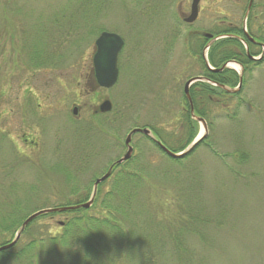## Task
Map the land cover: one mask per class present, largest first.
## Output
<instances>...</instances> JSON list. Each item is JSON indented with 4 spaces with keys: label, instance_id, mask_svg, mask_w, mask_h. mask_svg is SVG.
Listing matches in <instances>:
<instances>
[{
    "label": "rangeland",
    "instance_id": "1",
    "mask_svg": "<svg viewBox=\"0 0 264 264\" xmlns=\"http://www.w3.org/2000/svg\"><path fill=\"white\" fill-rule=\"evenodd\" d=\"M96 1L0 0V168L13 170L10 197L28 218L91 199L96 180L125 156L134 129L157 128L171 147L184 144L185 86L203 74V39L192 30L213 35L224 21L220 29L246 26L264 44V0H254L253 24L249 0H205L186 30L179 28L180 16L190 14L182 0L179 18L177 0ZM106 32L126 43L110 90L95 88L91 76L95 42ZM212 44L204 40V60ZM232 64L227 69L235 71ZM243 85L238 122L213 108L214 129L205 134L199 125L196 137L209 139L210 148L181 165L143 135L133 137L130 167L148 170L136 210L162 248L155 260L138 252L123 264H264V63ZM105 101L112 111L102 115ZM228 103L234 108L238 99ZM37 222L55 232L65 217Z\"/></svg>",
    "mask_w": 264,
    "mask_h": 264
},
{
    "label": "trees",
    "instance_id": "2",
    "mask_svg": "<svg viewBox=\"0 0 264 264\" xmlns=\"http://www.w3.org/2000/svg\"><path fill=\"white\" fill-rule=\"evenodd\" d=\"M250 19L253 20L252 16ZM240 33L247 37L244 29H241ZM249 34L254 40L249 38L246 40L247 49L236 39L224 40L211 46L209 64L213 67V71L207 68L202 54V77L219 86L236 89L240 83L239 75L229 69L219 72L227 63L236 62L243 68L244 84L247 74L264 63V57L260 61L251 59L259 55L253 50L252 43L259 42L262 51L264 44L261 43L262 38L255 36L251 31ZM204 46L203 49H205ZM262 54L261 52L260 55ZM243 90L244 85L239 92L230 94L207 83H196L190 89L194 116L191 115L188 103L180 117V127L187 134L184 144L179 148L171 147L157 128L152 129L155 139L171 152L180 154L197 137L200 124L195 118L203 120L208 131L214 129L218 116L213 117V108L221 111L219 117L223 120L238 122L240 112L246 104L240 98ZM230 99H238L234 108H231L228 103ZM144 138L158 148L152 140ZM200 147L210 148L209 139H204L197 149ZM191 157L189 155L181 160H171L176 165H181ZM233 158H239V156L235 153ZM131 163L132 159L118 167L99 187L94 204L89 210L45 215L53 222L55 217H65V222L58 223L59 228H56L55 232L51 228L52 225L49 228L46 225H37L39 218L31 223L13 249L0 253V264H123L130 256L138 252L145 254V257L152 256L154 260L159 258L162 248L161 239L155 238V235L147 230L148 222L142 221L141 214L136 210L137 193L146 187L148 170L144 167L131 168ZM82 171L83 169L78 168L76 172ZM65 173L67 178L76 184L73 173ZM12 174V169L4 166L0 168V247L15 239L28 218L21 203L10 197L16 188L7 180ZM109 183V191L104 193L103 187ZM72 188L74 192L78 191L77 185ZM89 200L88 197L78 200L75 204L65 201L57 207H46L42 210L86 204Z\"/></svg>",
    "mask_w": 264,
    "mask_h": 264
},
{
    "label": "water",
    "instance_id": "3",
    "mask_svg": "<svg viewBox=\"0 0 264 264\" xmlns=\"http://www.w3.org/2000/svg\"><path fill=\"white\" fill-rule=\"evenodd\" d=\"M200 1L201 0H194L193 6H192L191 17L187 20L188 23H193L196 21V19L198 17ZM253 1L254 0L250 1L249 7H248V12H247V17L251 11ZM123 46H124V41L122 40V38L120 36L113 34V33H107V32L101 34V36L95 42L96 52H95V55L93 57V68H94V74H95V78L97 81V85L100 89L110 90L113 87H115V85L117 84L118 78H119L118 59H119V55L123 49ZM251 59L254 61L260 60V59H255V58H251ZM205 61H206V65H207L208 69L213 71V69L210 67L207 59ZM233 64L237 65L236 63H233ZM227 66L228 65H225L219 72L223 71V69H225ZM239 77H240V83H239L238 88H236V89L231 90V89H228L224 86H219L217 84H214V86L219 87L222 90H225L226 92H228L230 94H235V93L239 92L243 86V70H241V73H239ZM197 82H202V83L208 82V83H210L205 78L201 77V78L192 79L186 84L185 96H186L187 101L190 105L192 116H194V110L192 107V101H191V97H190V88L194 83H197ZM111 111H112V104L109 101H105L99 107V113H101V114H108ZM72 113H73V116L76 117L78 115V108H75ZM195 120H197L203 126L204 133L206 134L208 131L206 123L201 119L195 118ZM138 134L143 135L144 137H147L148 139H150L154 143H156V145L158 146L160 151L163 152L168 158H170L172 160H181V159L188 157L197 149L199 144L205 139V136H202V137L198 138L197 140H195L184 152H182L180 154H175V153L171 152L170 150H168L160 142L155 140L151 130H149V129H134L128 135V137L125 140V147L127 149L125 156L123 158H121L118 162H116L114 164V166H121V165L127 163L128 161H130L132 159L133 153H134V150L132 147V139L135 135H138ZM112 169L113 168H111L109 170V172L107 174H105L103 177L96 180L94 187H93L92 197L88 203L77 205V206L65 207V208L47 209V210H42L40 212L35 213L34 215L30 216L24 222L21 230L19 231V233L16 235L15 239L11 243H8V244L0 247V253L13 249L18 244V242L21 239V236L25 232L26 228L31 223H33L35 220H37L38 218H40L42 216L51 215V214H64V213H69V212H75V211H78L81 209L89 210L94 204V200H95L99 186L102 185L103 183H105L110 178V176L112 174Z\"/></svg>",
    "mask_w": 264,
    "mask_h": 264
},
{
    "label": "flooded vegetation",
    "instance_id": "4",
    "mask_svg": "<svg viewBox=\"0 0 264 264\" xmlns=\"http://www.w3.org/2000/svg\"><path fill=\"white\" fill-rule=\"evenodd\" d=\"M72 1H76V2H84V3H96L97 1L96 0H72ZM87 1V2H86ZM101 2H104V3H108V1L109 0H100ZM183 2H185L187 5H188V8H189V11H190V14L188 15V16H185V14L184 15H182V16H180V14H179V12H180V9L182 8V2L180 1V2H178V0H177V9H176V12H175V14H174V17L175 16H177L178 18H179V16H180V23H181V25H182V27L180 26L179 28H185V30H186V28H192L194 25H196L197 23H198V21H199V19H200V15H201V12H202V4H203V2L205 1V0H201L200 1V3H199V11H198V17H197V19H196V21L195 22H193V23H188L187 22V20L191 17V14H192V6H193V3H194V0H182ZM250 1L251 0H249V2H248V7H249V4H250ZM218 2H215V4L213 5L214 6V9H215V12H218ZM248 7H247V10H248ZM256 9V6H255V2H253V5H252V7H251V11H250V17H251V15L253 14V12H254V10ZM254 20H251V19H249V22L251 23V24H253L254 22H253ZM224 24H227V23H225L224 21L223 22H218V24H217V28L219 29V31L217 32V33H215V34H213V35H204V34H201L202 32H198L197 30H192L191 31V34L193 35V36H198V38H201V39H203V44H201L200 45V47H199V51H201V56H202V54H203V52H204V49H203V45H204V40L205 41H207V43H213L214 42V44L213 45H215V44H218L219 42H221V41H224V40H233V39H236V40H238L239 42H241V43H243V41L244 42H246V40H249L248 39V37H245V35H243V34H241L240 33V30L242 29H244V27L242 26L241 28H237L236 26H234L233 27V24H231V23H229L230 24V26L227 28H223V30L222 29H220V26L221 25H224ZM251 24H249V27H250V30H251ZM232 25V26H231ZM223 27V26H222ZM186 32V31H185ZM102 34V33H101ZM100 34V35H101ZM249 34V33H248ZM250 36V38H252V36L251 35H249ZM253 39V38H252ZM123 40V39H122ZM198 40V39H197ZM254 40V39H253ZM124 41V40H123ZM198 43V42H197ZM253 45H254V47H253V50H257V49H259V48H261V47H259V42H257V41H254V43H252ZM256 45V46H255ZM125 47H126V43H125V41H124V46H123V49H122V51H121V53H120V55L122 54V52L124 51V49H125ZM95 51H96V49H95ZM119 58H120V56H119ZM92 66H93V60H92ZM91 76H92V84L94 85V87L95 88H97L98 87V85H97V81H96V78H95V74H94V69H93V67H92V73H91ZM29 142V140H27V139H25V143H28ZM113 169H112V173L115 171V170H117V168L118 167H112ZM110 169H111V167H110ZM109 169V170H110ZM108 170V171H109Z\"/></svg>",
    "mask_w": 264,
    "mask_h": 264
},
{
    "label": "bare ground",
    "instance_id": "5",
    "mask_svg": "<svg viewBox=\"0 0 264 264\" xmlns=\"http://www.w3.org/2000/svg\"><path fill=\"white\" fill-rule=\"evenodd\" d=\"M233 69L235 70H239L240 68L238 66H235V65H231Z\"/></svg>",
    "mask_w": 264,
    "mask_h": 264
}]
</instances>
